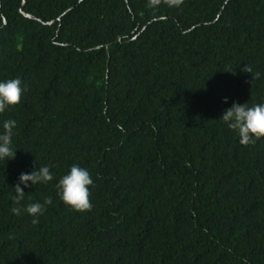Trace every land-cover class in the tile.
Returning a JSON list of instances; mask_svg holds the SVG:
<instances>
[{
    "label": "trees",
    "instance_id": "1",
    "mask_svg": "<svg viewBox=\"0 0 264 264\" xmlns=\"http://www.w3.org/2000/svg\"><path fill=\"white\" fill-rule=\"evenodd\" d=\"M15 78L0 264H264V138L219 119L264 103V0H0ZM72 165L94 181L85 212L57 195ZM42 166L53 180L17 205ZM49 197L38 218L11 212Z\"/></svg>",
    "mask_w": 264,
    "mask_h": 264
},
{
    "label": "clouds",
    "instance_id": "2",
    "mask_svg": "<svg viewBox=\"0 0 264 264\" xmlns=\"http://www.w3.org/2000/svg\"><path fill=\"white\" fill-rule=\"evenodd\" d=\"M244 72L251 73L252 69L245 66ZM23 88L19 78L0 80V114L6 112L10 107L16 106L21 102ZM225 103H228L225 98ZM226 127L231 130L241 144H249L255 140L264 138V103H257L248 106V103L241 105L233 102L232 106L225 109L219 118ZM17 122L14 119L3 121V131L0 132V161L14 159L16 150L13 148V135ZM53 180V175L48 166L33 169L30 173H21L18 184L14 187L16 196L14 201L17 205L24 199V188L40 183H48ZM94 181L86 168L79 165H72L69 171L63 175L57 184V195L59 199L68 207L78 212H85L91 209L89 199L90 186ZM23 185V188L21 187ZM53 203L52 199L46 198L43 203H30L25 207L14 206L11 208L13 215H20L26 212L28 215L38 218L45 210L47 205ZM37 219H33L36 223Z\"/></svg>",
    "mask_w": 264,
    "mask_h": 264
},
{
    "label": "water",
    "instance_id": "3",
    "mask_svg": "<svg viewBox=\"0 0 264 264\" xmlns=\"http://www.w3.org/2000/svg\"><path fill=\"white\" fill-rule=\"evenodd\" d=\"M26 17H29V18H31V19H34V18H33V17H31V16H27V15H26Z\"/></svg>",
    "mask_w": 264,
    "mask_h": 264
}]
</instances>
